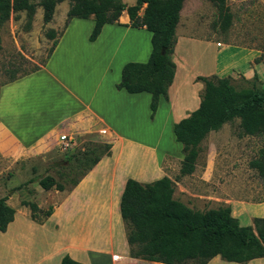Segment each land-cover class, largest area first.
<instances>
[{"label":"crops","instance_id":"crops-1","mask_svg":"<svg viewBox=\"0 0 264 264\" xmlns=\"http://www.w3.org/2000/svg\"><path fill=\"white\" fill-rule=\"evenodd\" d=\"M186 1L198 0L182 3L170 55L173 78L166 91L167 102L163 97L158 100V107L163 103L171 110L172 96L182 92L185 82L177 76L172 56L178 35L189 38L185 33L177 34ZM92 26L90 19H71L43 66L0 86L1 155L12 160L28 159L48 153L58 144L63 149L82 148L88 141L110 145L109 154L100 157L70 189L43 190L36 180L23 189L0 195L6 197L5 204L14 211L12 221L0 232V264H59L64 255L80 264H162L129 256L119 214L127 179L147 184L164 176L161 157L155 149L159 142L154 124L158 107L153 120H147L148 136L153 132L150 145L142 137L141 126L149 94H128L114 87L123 64L147 60L150 43L148 48L135 37L136 30H145L130 28L125 11L115 24L104 25L96 39L89 42ZM145 32L150 38V33ZM122 37L130 38L124 51ZM213 43L215 54L210 57L209 73L193 74L189 79L193 88L202 89V83L194 81L197 76L223 78L234 72L245 80L255 74L264 88V64L253 63L259 51L231 46L235 51L228 52L227 61L219 49L222 44ZM180 118H175L174 123ZM61 135L66 137V145L59 141ZM14 195L16 199L11 203ZM23 202L33 203L40 211L51 209V213L37 222L30 218V210ZM252 209L258 216L253 218H264V200L252 204ZM263 262L264 258H260L245 264ZM207 264L236 263L214 257Z\"/></svg>","mask_w":264,"mask_h":264},{"label":"trees","instance_id":"trees-1","mask_svg":"<svg viewBox=\"0 0 264 264\" xmlns=\"http://www.w3.org/2000/svg\"><path fill=\"white\" fill-rule=\"evenodd\" d=\"M67 1L62 34L71 19H90L93 23L88 41L93 42L101 28L106 24H115L122 11H125L130 28L150 33V53L143 63L127 62L120 70L116 90L128 94L145 92L149 94V118L152 119L159 97L167 99L166 91L171 84L174 64L170 59L174 44V30L178 14L184 0H134L126 5L122 0H0V25L12 15L24 12L29 18L35 7L41 9V21L47 24L53 15L57 3ZM213 3L222 29L230 23V14L225 0H205ZM51 39L43 66L58 38L52 30L46 32ZM253 63L264 64V57H258ZM39 67L22 73L23 77L37 71ZM18 77V78H19ZM11 77L8 82L14 81ZM248 88L236 89L230 77H195L202 83V92L196 109L172 125L174 141L180 144L182 158L179 176L190 175L198 156L199 143L209 132H214L234 119L245 136L261 138L257 157L249 163L264 180V89L257 87V77L252 76ZM7 83V82H6ZM80 155L87 156L89 151L98 154L89 161L73 179L62 182L46 175L37 179L43 190L63 191L74 187L100 157L109 154V144L83 146ZM73 155L65 158L68 173ZM64 176V177H63ZM31 182V181H30ZM172 181L163 176L147 184L127 179L119 201V214L125 228V239L129 256L149 262L162 264H207L212 258L245 264L254 259L264 258V218H253L251 226H240L230 214V208L218 207L203 212L193 211L172 198ZM6 197L0 198V232H4L12 221L13 209L5 204ZM30 210V218L40 222L50 215L51 209L40 211L33 203L23 202ZM39 215V216H38ZM59 264H80L67 255L61 257Z\"/></svg>","mask_w":264,"mask_h":264},{"label":"rangeland","instance_id":"rangeland-1","mask_svg":"<svg viewBox=\"0 0 264 264\" xmlns=\"http://www.w3.org/2000/svg\"><path fill=\"white\" fill-rule=\"evenodd\" d=\"M122 2L129 6L134 0ZM225 5L230 14V23L226 29H222L213 3L198 0L195 3L186 1L184 4L177 34L185 33L189 38L178 35L172 60L177 65V76L185 82L182 92L172 96V110L167 104L162 103L160 107L157 104L154 124L156 136L159 133V142L155 149L161 157L164 176L172 181L174 200L200 212L227 206L240 226H251L253 217H258L252 204L264 200V180L256 170L249 167V163L257 157L261 138L243 135L238 120L234 119L205 136L198 145L194 171L181 177L178 174L182 158L181 146L174 141L171 131L174 119L184 118L199 102L202 89L193 88L189 79L195 73H209L210 57L215 54L214 41L222 44L219 49L223 57L235 51L232 47L255 49L264 57V0H225ZM67 8V1L57 3L47 24L41 21V9L35 7L30 18L20 12L16 18L11 15L0 25V86L11 77L18 78L22 73L42 64L52 42L45 34L52 30L54 38H58ZM136 31L135 37L149 48V34L143 30ZM127 40L123 37L121 39L123 51ZM225 59L229 61L227 57ZM238 63L243 67L242 59ZM227 77L231 78L236 89L248 88L252 82V79L245 80L238 72ZM255 85L261 88L258 79ZM179 107H184L183 111ZM146 108L148 115H145L141 123L142 137L145 143L151 145L153 132L148 136L150 129L147 120L152 121L154 116L150 119L149 107ZM85 144L93 147L97 142L88 141ZM68 147L63 149L58 144L50 152L36 154L28 159L12 160L0 154V195L23 189L30 181H36L48 173L59 182H62L61 174H65V179H73L98 154L89 151L87 156H83L80 155L84 152L83 147ZM67 155L74 156L69 165L75 167L71 173H68L67 167L64 168ZM12 198L11 203L16 196Z\"/></svg>","mask_w":264,"mask_h":264},{"label":"built area","instance_id":"built-area-1","mask_svg":"<svg viewBox=\"0 0 264 264\" xmlns=\"http://www.w3.org/2000/svg\"><path fill=\"white\" fill-rule=\"evenodd\" d=\"M59 141H60L62 144L66 145V141H67V139H66V137H65L64 135H61V136H59Z\"/></svg>","mask_w":264,"mask_h":264},{"label":"water","instance_id":"water-1","mask_svg":"<svg viewBox=\"0 0 264 264\" xmlns=\"http://www.w3.org/2000/svg\"><path fill=\"white\" fill-rule=\"evenodd\" d=\"M56 166V164H54Z\"/></svg>","mask_w":264,"mask_h":264}]
</instances>
